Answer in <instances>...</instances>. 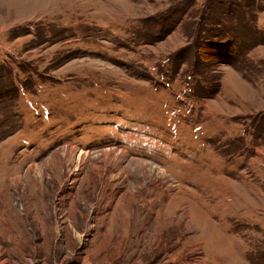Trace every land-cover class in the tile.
<instances>
[{
	"label": "rangeland",
	"instance_id": "374dc122",
	"mask_svg": "<svg viewBox=\"0 0 264 264\" xmlns=\"http://www.w3.org/2000/svg\"><path fill=\"white\" fill-rule=\"evenodd\" d=\"M263 14L0 0V264H264Z\"/></svg>",
	"mask_w": 264,
	"mask_h": 264
},
{
	"label": "trees",
	"instance_id": "16d2710c",
	"mask_svg": "<svg viewBox=\"0 0 264 264\" xmlns=\"http://www.w3.org/2000/svg\"><path fill=\"white\" fill-rule=\"evenodd\" d=\"M225 26L218 28V35L215 34L205 39L203 46L211 50L212 57H215L214 59L228 64V61H233V59L229 57L233 46L238 47L239 50L243 48L244 42H242V39L245 34H243V32H238L237 30H229ZM225 37H229V40H224ZM262 123L264 124V120H262ZM259 125L260 122L258 124V128H255V132L260 129Z\"/></svg>",
	"mask_w": 264,
	"mask_h": 264
},
{
	"label": "bare ground",
	"instance_id": "6f19581e",
	"mask_svg": "<svg viewBox=\"0 0 264 264\" xmlns=\"http://www.w3.org/2000/svg\"><path fill=\"white\" fill-rule=\"evenodd\" d=\"M68 156H70V154H68V155L66 154V155H65V158H68V159H69ZM121 159H125V155H124V154L122 155Z\"/></svg>",
	"mask_w": 264,
	"mask_h": 264
},
{
	"label": "crops",
	"instance_id": "0c3cea01",
	"mask_svg": "<svg viewBox=\"0 0 264 264\" xmlns=\"http://www.w3.org/2000/svg\"><path fill=\"white\" fill-rule=\"evenodd\" d=\"M264 15V14H263ZM264 22V19L262 20V22L261 23H263Z\"/></svg>",
	"mask_w": 264,
	"mask_h": 264
}]
</instances>
